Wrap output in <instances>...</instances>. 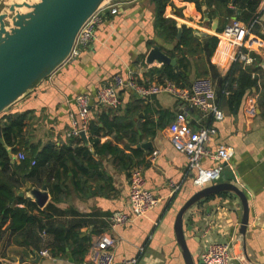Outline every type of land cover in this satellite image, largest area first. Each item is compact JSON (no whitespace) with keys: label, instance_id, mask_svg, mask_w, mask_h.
I'll return each instance as SVG.
<instances>
[{"label":"crops","instance_id":"0c3cea01","mask_svg":"<svg viewBox=\"0 0 264 264\" xmlns=\"http://www.w3.org/2000/svg\"><path fill=\"white\" fill-rule=\"evenodd\" d=\"M234 1L229 0L225 8L233 12L236 8ZM258 1L255 13L259 24L255 27V35L264 39V0ZM171 2L163 17L175 20L177 28L183 25L192 28L201 40L217 36L216 30L223 28L229 20L219 16L221 10H224L221 7L215 16L208 19L204 13L206 7L202 4L204 0H198L201 3L200 10L194 2ZM111 7L117 12L112 14L111 9H108L101 14V21L94 27L95 39L88 45H77L63 66L32 93L11 106L7 113L27 114L24 140L38 146L39 150L46 144H53L59 149L70 151L85 145L89 151V162L88 157L76 156V160L82 163L88 173L68 162L66 165L71 170L59 178L50 179V185H64L63 192L54 189L52 193L46 186L49 198L40 209L43 210L51 203L54 194L58 200H54L49 211V221L54 226L74 227L78 238L90 239L89 248L100 235H110L115 239L114 264L131 260L135 261L134 264H185L175 239L174 222L178 210L200 188L194 185L195 171L188 166L186 156L174 149L167 135L168 125L181 111L179 100L167 93L143 98L125 90L120 93V106L111 109L101 105L97 99L99 88L116 74L126 78L134 73L142 82H157L158 74L149 72L159 69L161 65L157 62L147 64L146 56L154 47L171 51L176 41H167L156 27L154 0H113ZM216 19L217 28L214 30ZM228 53V45L219 41L212 56L206 61L209 73L205 77L213 81L216 91L218 80L232 66ZM251 53L255 61L244 70L256 79V86L247 91V95L236 105L226 98L218 101L224 113L222 121H216L196 109L187 111L192 129L209 126L216 128L217 135L208 145L211 149L218 145L232 149L233 155L224 164L220 180L241 189L249 208L245 237L239 231L242 207L233 194L211 196L189 209L183 218V227L186 244L195 264H201V255L211 242L230 244L233 257L231 264H264V40L262 46ZM191 63L193 80L197 65L193 59ZM79 95L89 98L90 125L101 127L100 117L106 114L109 119L115 116L132 118L139 128L137 137L140 142L132 143L131 136H123L120 132L92 135L89 128L88 139L97 138L100 145L108 142L122 150L124 155L132 154V157L133 149L142 151L137 158H133V162L142 160V165L136 167L143 169L145 187L159 199L157 206L146 216L114 228L108 225V218L113 213L129 212L128 176L136 167L128 170L124 165L126 161H120L118 156L110 153L98 155L90 142L67 137L71 117L77 116L75 98ZM251 96L255 97L257 113L249 117L244 113V104L246 98ZM149 122L154 125L153 136L142 131L144 124ZM145 143H151L152 147H139ZM153 152H157V155L151 160ZM94 164L98 165L90 168ZM213 164L214 161L210 159L202 161L205 167ZM62 171L59 166L53 169L54 173ZM42 186L35 187L41 189ZM30 187L26 185L22 188L24 197L30 198L27 192ZM221 194L226 196L220 197ZM41 237L42 248H49L53 242L52 235L41 234ZM69 244L73 242L69 241ZM22 251L23 248L5 242L0 261L34 264L31 255L21 259ZM66 251H69L68 248ZM71 262L70 252L57 260L58 264Z\"/></svg>","mask_w":264,"mask_h":264},{"label":"trees","instance_id":"16d2710c","mask_svg":"<svg viewBox=\"0 0 264 264\" xmlns=\"http://www.w3.org/2000/svg\"><path fill=\"white\" fill-rule=\"evenodd\" d=\"M171 1L154 0V3L156 7V27L167 41H176L173 50L164 51L163 48L160 49L176 60V66L162 65L159 69H152L149 73L158 74V83H163L167 80L178 88H189L191 81L194 80H191L193 73L191 60L193 59L197 65L194 71L195 78L205 77L209 73L205 66L207 64L206 61L212 56L219 40L216 36H209L201 40L195 35L192 28H188L185 25L181 27V37L177 39V22L171 18L163 17L164 11L168 5H171ZM180 1L194 2L197 9H201V3L198 0ZM228 2L229 0H204L202 4L206 7L204 11L206 17L208 19L212 18L215 16L217 9L221 7L224 9L219 14L221 18L231 19V17L235 16L236 11L239 12L238 19L244 24H250L257 18L255 11L258 6V0H236L234 1L236 8L233 12L225 8ZM246 9L248 12H245ZM175 12L181 16L177 11ZM222 29L219 27L216 32L220 33ZM253 32L256 34L255 28ZM247 72L239 64L231 66L228 73L218 80L217 104L218 101L226 98L230 102L232 100L236 105L247 95V91L256 86V79L252 78L251 74ZM236 73H238L237 76ZM234 83L236 84L235 87H233ZM226 90L230 92L228 96L225 95ZM26 120V113H7L6 110L0 115V253L4 248L5 242H8L23 248L20 254L22 256L21 259L23 257L28 258L30 255L34 258L35 253L45 249L49 252L51 258L57 260L70 252L71 263L77 264L83 260L87 253L91 244L90 239L88 237L78 238L74 227H66L65 225L54 226L49 221V211L52 209L54 200H58L54 197V194L51 203H48L43 210L38 208L32 199L21 197L18 194L22 192V188L26 185H31L27 192L31 188L41 185L47 186L52 193L54 189L63 192L65 186L58 183L50 185V179L52 177L59 178L61 174L67 173L70 169L66 165L68 162H72V164L82 169L83 172L88 173V170H84L82 163L76 160V156L83 155L88 157L87 161L89 162L91 159L89 151L85 145L70 151V149H59L53 144H46L39 150L38 146L31 145L24 140ZM100 122L102 124L101 127L94 124L89 126L90 134L99 136L101 134L120 132L123 136H131L130 140L132 143L140 142L139 136L137 137L139 128L134 124L132 118L115 116L113 119H109L104 114L100 117ZM153 127V123H145L142 131H145L147 135L153 136ZM88 142L93 146L96 154L110 153L112 156H118L120 161H126L124 165L128 170L134 166L142 165V160L136 163L133 162V158H137V155L142 153L140 149H133L131 151L133 153L132 157V154L124 155L122 150L108 142L100 145L97 138L91 139L89 137ZM21 151L26 154L25 159L21 161L14 159L13 156ZM32 162H35V164L32 165ZM56 166L62 168V173L53 172ZM96 166L95 164L90 165V168ZM219 196H226V194ZM41 234L52 235L53 242L49 248H42L43 239ZM69 241H72L73 244L70 245ZM66 248L69 251H66ZM0 264L14 263H3L0 261Z\"/></svg>","mask_w":264,"mask_h":264},{"label":"built area","instance_id":"2783aa9c","mask_svg":"<svg viewBox=\"0 0 264 264\" xmlns=\"http://www.w3.org/2000/svg\"><path fill=\"white\" fill-rule=\"evenodd\" d=\"M111 2L94 14L84 25L78 35L76 47L77 45H88L95 39L94 27L101 21V14L104 11L111 9L112 14L117 12L116 9L111 7ZM238 17L239 12L236 11L235 16L228 20L216 37L220 43L228 45V56L231 65L239 64L242 69H246L252 66L255 61V57L251 52L260 48L264 39L256 36L253 32V29L259 24L258 19H255L250 24H244ZM233 87H235V83ZM125 90L143 98L162 93L176 97L181 104V111L175 115L174 120L167 127L170 143L176 151L186 156L188 166L195 171L193 182L196 187L203 188L220 181L224 164L233 155L232 149L225 145H218L211 149L208 145L217 135L216 128L209 126L194 130L190 127L187 119V111L196 109L208 116H212L216 121L223 120L224 113L216 102L217 91L210 78L198 77L191 82L189 88H178L167 80L163 83L142 82L134 73H130L126 78L116 74L97 91L98 102L107 108L116 109L121 103L120 93ZM229 93L226 90L225 95L228 96ZM75 104L77 116L71 117L70 129L66 135L67 137L80 138V134L84 133L87 140L90 125L89 98L85 95H79L75 98ZM244 113L249 117L257 113L255 97L246 98ZM156 155L157 152H153L150 159L153 160ZM13 157L21 161L25 159L26 154L21 151ZM204 159H210L214 161V164L205 167L202 165ZM31 164L34 165L35 162ZM142 172L143 169L141 167H136L129 172V212L113 213L108 218V225L111 228L127 224L133 219L142 218L157 206L159 199L154 197L145 187ZM114 245L115 239L113 237L107 234L100 235L89 248L85 260L77 264H114ZM230 248L228 242L208 243L201 255L202 264H231L233 257ZM38 254L40 256V264H58L57 259L51 258L47 250L43 249ZM134 263L135 261L131 260L123 264Z\"/></svg>","mask_w":264,"mask_h":264},{"label":"water","instance_id":"95a60500","mask_svg":"<svg viewBox=\"0 0 264 264\" xmlns=\"http://www.w3.org/2000/svg\"><path fill=\"white\" fill-rule=\"evenodd\" d=\"M113 0H0V115L32 93L71 57L78 35L88 20ZM215 21L214 30H216ZM182 29L178 28L177 39ZM145 62L176 66V60L159 47L152 48ZM80 138L87 143L84 133ZM139 147L151 148V143ZM230 193L242 207L240 234L245 237L249 208L244 192L236 185L218 181L198 189L178 210L174 235L185 264H195L188 250L183 218L190 208L201 201ZM19 196L24 193L20 192ZM28 196L43 208L49 195L46 186L31 188ZM35 253L32 263L38 264ZM202 264V262H201Z\"/></svg>","mask_w":264,"mask_h":264},{"label":"bare ground","instance_id":"6f19581e","mask_svg":"<svg viewBox=\"0 0 264 264\" xmlns=\"http://www.w3.org/2000/svg\"><path fill=\"white\" fill-rule=\"evenodd\" d=\"M190 24V23H189Z\"/></svg>","mask_w":264,"mask_h":264}]
</instances>
